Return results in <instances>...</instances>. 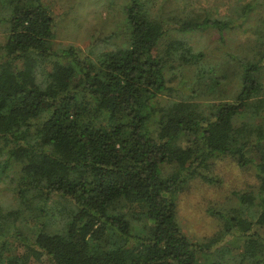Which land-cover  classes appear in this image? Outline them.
I'll return each instance as SVG.
<instances>
[{
  "label": "trees",
  "instance_id": "obj_1",
  "mask_svg": "<svg viewBox=\"0 0 264 264\" xmlns=\"http://www.w3.org/2000/svg\"><path fill=\"white\" fill-rule=\"evenodd\" d=\"M180 2L121 1L124 41L115 32L110 49L105 38L86 52L55 48V13L44 0H0V185L17 182L19 197L13 211L0 205V235L23 206L47 213L51 197L64 201L55 213L66 219L61 232L42 224L33 241L9 233L16 244L0 245V264H220L198 259L202 247L183 231L176 197L198 175L215 181L201 170L211 159L245 167L255 149L260 198L239 199L256 210L226 216L225 232L237 227L249 264H264V123L252 122L264 118V0H228L218 15ZM208 30L221 40L249 33L247 51L229 55L231 74L201 69L191 97L162 102L176 69L201 66L206 55L187 36ZM230 75L227 94L220 86ZM207 91L223 98L195 100ZM173 163L178 170L166 175ZM136 222L143 226L133 230Z\"/></svg>",
  "mask_w": 264,
  "mask_h": 264
},
{
  "label": "rangeland",
  "instance_id": "obj_2",
  "mask_svg": "<svg viewBox=\"0 0 264 264\" xmlns=\"http://www.w3.org/2000/svg\"><path fill=\"white\" fill-rule=\"evenodd\" d=\"M50 4L54 10V25L56 31L55 48H66L75 45L88 51L94 42L107 38L108 43L101 45L102 49H110L113 43L109 36H114L115 32L121 34L114 38L118 44L124 41L125 26L122 22L120 3L123 0H44ZM160 6L164 0H155ZM228 0H181L178 6L185 10L201 11L206 9L218 15L228 9ZM169 9L172 5L168 6ZM217 6V9L215 8ZM1 13V11H0ZM180 16H186L182 13ZM121 26V29H120ZM252 36V34H251ZM250 37L249 33L240 32L232 38L227 36L225 40L219 38L218 33L213 30L197 31L191 33L187 38L196 49L204 50L206 53L201 66H180L176 69V78L170 83L175 88L173 94L168 92L163 94L161 101L168 99L180 100L191 97V86L196 87L200 81L198 71L201 69L215 68L219 70L218 75L224 73L231 74L232 68L236 67V59L230 54H244L245 41ZM5 30L0 24V52L5 43ZM108 45V46H107ZM244 47V48H243ZM235 78L230 75L223 79L220 86L228 94L232 89ZM201 103L220 102L221 97L217 93L207 91L206 95L194 97ZM247 118H239L243 122ZM254 123H264V118L252 120ZM253 152L254 161L242 167L231 156L219 155L211 159L208 168H201L204 174L214 178L210 182L203 176L198 175L189 179L178 192L177 219L186 233L194 242L198 243L202 249L197 256L201 262H218L220 264H249L251 255L245 248L246 238L238 234L237 227L234 231H226V216H234L239 210H243L244 217H251V211L256 210L255 206L240 201L239 195L251 194L256 202L259 200V180L256 175V163L260 160V153L257 149ZM178 170L176 163L167 164L164 173L170 174ZM17 182L8 178L6 183L0 185V205L4 207L3 213L13 211L18 208L19 197L13 190V185ZM64 201L59 197H51L45 203L47 210L39 212L25 208L19 218L10 222L7 227L8 233L0 235V245L4 241H9V245L16 244V239L8 235L20 229L30 240H34L42 224H47V229L54 232H61L66 226V219L60 213H55ZM32 206V205H31ZM8 225V224H7ZM138 230L143 226V222H136ZM264 233V229H261ZM17 248H12L10 252Z\"/></svg>",
  "mask_w": 264,
  "mask_h": 264
}]
</instances>
